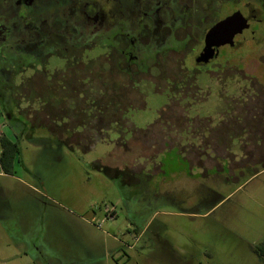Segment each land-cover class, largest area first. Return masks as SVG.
I'll return each instance as SVG.
<instances>
[{"label": "rangeland", "instance_id": "374dc122", "mask_svg": "<svg viewBox=\"0 0 264 264\" xmlns=\"http://www.w3.org/2000/svg\"><path fill=\"white\" fill-rule=\"evenodd\" d=\"M222 62L237 70L239 88L226 69L221 96H210L202 107L189 111L180 99L166 103L164 94L149 96L144 105L121 96L82 115L67 101L58 111L63 128L56 135L43 126L27 127L28 138L15 135V175L26 186L0 179V264H157L151 233L158 223L165 226L161 236L191 255V264H264L250 251L264 242V27L258 40L226 48ZM160 101L166 105L155 118ZM108 103L119 113L114 106L105 110ZM2 109L0 104L3 122ZM215 110L226 126L219 136L212 128L219 119ZM205 115L211 116L206 129ZM15 118L24 123L22 115ZM198 140L209 141L202 160L205 148L186 143L196 146ZM220 140L229 167L219 175L193 173L221 170ZM98 166L125 177L111 179L114 174ZM113 211L116 218L108 222L104 218ZM147 222L143 233L134 230Z\"/></svg>", "mask_w": 264, "mask_h": 264}, {"label": "flooded vegetation", "instance_id": "af4514ba", "mask_svg": "<svg viewBox=\"0 0 264 264\" xmlns=\"http://www.w3.org/2000/svg\"><path fill=\"white\" fill-rule=\"evenodd\" d=\"M261 14L264 0H0V97L24 126H43L51 135L63 128L57 116L67 101L84 115L101 101L133 96L143 104L164 94L166 103L180 99L190 111L221 96L226 69L233 71L232 86L240 85L222 53L258 40L238 37L264 27ZM242 22L247 28L237 35ZM51 60L56 63L49 67ZM110 104L104 109L119 113ZM157 104L155 118L164 111ZM217 113L212 128L223 133L224 116ZM38 117L46 120L35 122ZM204 117L210 128L211 116ZM198 142L186 143L209 147Z\"/></svg>", "mask_w": 264, "mask_h": 264}, {"label": "crops", "instance_id": "0c3cea01", "mask_svg": "<svg viewBox=\"0 0 264 264\" xmlns=\"http://www.w3.org/2000/svg\"><path fill=\"white\" fill-rule=\"evenodd\" d=\"M13 119L15 120V118L10 117V118H7V120L5 119L3 122L2 121H0V122L5 125V122H7V121L10 122ZM19 129H20L19 130L20 132H18V134H15L12 131V129L10 130L8 127L3 128L2 129L3 138H5L10 143H12V144L15 143L17 145L18 139H20V137L21 138H23V137L28 138L29 137L28 129L26 126H23ZM217 134H218V136L220 135L218 132H217ZM15 135H18L20 137H18V139H17ZM218 143H219V149L223 150V152H221L223 157H222V159L220 157V160L218 161L220 163L221 170L220 171L215 170L214 167L211 169H208V170H202L200 168H197L198 170H195L196 172H193V173H196L197 175H202L205 173L208 174L209 172H212L213 175L214 174L219 175L220 173L224 172L227 167H229V164L227 166L225 165L226 162H225V154H224V150H225L224 141L220 140V141H218ZM207 149H206V153H203V155L200 157L201 160L203 157H206L205 155H208ZM184 160L186 161V159H184ZM232 167H233V169H235V164H233ZM23 170L26 171L24 168H23ZM8 171L9 172H6L4 170V168L0 162V179L1 180L9 179V180L13 181L12 184L14 185V187L22 186L25 188L26 185H25V183H23L22 178L19 177L17 174L15 175V169H14V163L13 162L9 166ZM190 175H191V173H190ZM133 185H135V183H133ZM8 192H9V190H7V193ZM15 197H16V195H15ZM111 213L115 214V218H116L115 211H113ZM115 218H113V219H115ZM104 219H106V218H104ZM106 220L108 222L110 221L108 219H106ZM153 221L154 222H152V223L156 222L155 220H153ZM147 224H148V222L145 223L144 225L140 226V227L135 226L134 230L135 231L139 230L140 233H143L144 230L146 229ZM161 228H165V226H163L161 223H158L156 225V230L151 233V235H152L151 241L153 242L154 250L157 251V254L156 255L154 254V256H153V261H156L157 264H191L192 256L187 255L186 253L183 256L181 253H179L177 250V246H174V244L172 242H170L168 239L163 238L161 236V230H162ZM128 247H131V246H128Z\"/></svg>", "mask_w": 264, "mask_h": 264}, {"label": "trees", "instance_id": "16d2710c", "mask_svg": "<svg viewBox=\"0 0 264 264\" xmlns=\"http://www.w3.org/2000/svg\"><path fill=\"white\" fill-rule=\"evenodd\" d=\"M3 103L8 106V104L6 103V100L4 99H1L0 101V104L3 105ZM8 108V107H7ZM3 113H4V120L7 118H10V117H13L15 118V113H13V110L9 107L7 110L2 109ZM2 114V113H1ZM0 114V116H1ZM12 115V116H11ZM2 124V127L5 128V127H9L10 129H12V127H14L15 125L16 126H21L23 127V123H19L18 125V122L15 118V122H5V125L3 123ZM72 132L69 131L68 133V137H71L72 136ZM67 141H69V139L67 138ZM67 141H65L66 145H67ZM18 145H16L15 143H10L9 141H7L5 138H2L0 139V162L4 168V170L6 172H9V166L11 165L12 162H14V160L16 159V157L18 156V148H17ZM68 146V145H67ZM69 147V146H68ZM70 148V147H69ZM98 169L100 171H102L103 173H105L106 175H108L110 177L111 174H114L113 176H111L110 178H116V177H119L120 175H122L124 178L125 174L123 171H116V170H113L111 171L109 168H106V167H103V168H99L98 166ZM110 173V174H109ZM250 251L260 260L264 261V242H261V243H258L256 245H253V246H250Z\"/></svg>", "mask_w": 264, "mask_h": 264}, {"label": "water", "instance_id": "95a60500", "mask_svg": "<svg viewBox=\"0 0 264 264\" xmlns=\"http://www.w3.org/2000/svg\"><path fill=\"white\" fill-rule=\"evenodd\" d=\"M233 21V19L231 20V22ZM247 28V25L244 24L242 22V24L240 26H238L235 34L238 35L239 32L244 31V29ZM260 32H261V28L259 29V25L256 26L255 31L248 33L247 35H240V37H238L239 40H245V39H259L260 38ZM203 55L201 56L202 59Z\"/></svg>", "mask_w": 264, "mask_h": 264}, {"label": "built area", "instance_id": "2783aa9c", "mask_svg": "<svg viewBox=\"0 0 264 264\" xmlns=\"http://www.w3.org/2000/svg\"><path fill=\"white\" fill-rule=\"evenodd\" d=\"M2 129H3V127H2V124H1V122H0V139H1L2 136H3V131H2ZM106 219H108V220H112V219H113V213L107 214Z\"/></svg>", "mask_w": 264, "mask_h": 264}]
</instances>
